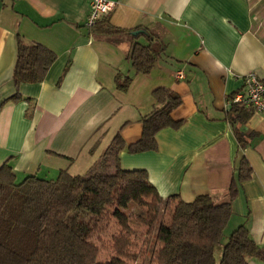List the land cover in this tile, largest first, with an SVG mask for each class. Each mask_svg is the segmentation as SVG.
<instances>
[{"label": "crops", "instance_id": "0c3cea01", "mask_svg": "<svg viewBox=\"0 0 264 264\" xmlns=\"http://www.w3.org/2000/svg\"><path fill=\"white\" fill-rule=\"evenodd\" d=\"M113 1L90 30L88 0H0V165L9 159L18 180H50L62 169L84 174L119 133L120 167L144 169L163 198L190 202L208 194L223 202L235 181L224 232L243 224L264 248V114L252 111L235 124L243 148L226 117L229 102L243 92L242 76L254 71L264 79V0ZM136 30L162 46L147 74L131 65L132 44L149 42ZM17 35L56 54L42 82L18 87L33 100L31 118L26 101L4 102L16 91ZM117 75L130 77L126 89L117 86ZM157 88L179 96L170 112L179 124L156 133L154 150L129 152L142 135V117L160 105ZM242 157L252 174L237 182Z\"/></svg>", "mask_w": 264, "mask_h": 264}, {"label": "trees", "instance_id": "16d2710c", "mask_svg": "<svg viewBox=\"0 0 264 264\" xmlns=\"http://www.w3.org/2000/svg\"><path fill=\"white\" fill-rule=\"evenodd\" d=\"M108 26L107 31L121 32ZM143 33L149 42H134L129 57L136 73L147 74L162 46L155 43L152 34ZM16 48L12 73L16 91L4 102L26 101L25 116L31 118L33 100L21 96L18 87L42 82L56 54L20 35ZM129 81V76L123 80L116 76L120 89H126ZM153 95L160 105L142 117V135L127 146L129 152L154 150L156 133L179 124L170 117L180 103L179 96L164 88L155 89ZM251 112L229 102L226 117L242 148L246 139L235 124H243ZM122 148L116 133L105 155L86 173L71 174L62 169L50 180L33 176L18 180L9 159L5 160L0 165V264H124L125 260L135 264H247L252 257L264 259V248L241 224L226 237L215 261L214 249L224 236L237 192L235 181L223 202H215L208 194L190 202L176 195L163 198L144 169L120 167ZM251 174L242 157L237 182L248 180ZM111 226H115L112 233ZM104 248L109 252L100 260Z\"/></svg>", "mask_w": 264, "mask_h": 264}, {"label": "built area", "instance_id": "2783aa9c", "mask_svg": "<svg viewBox=\"0 0 264 264\" xmlns=\"http://www.w3.org/2000/svg\"><path fill=\"white\" fill-rule=\"evenodd\" d=\"M88 13L84 25L91 29L104 17L107 16L115 6L113 0H88ZM182 77V73H177ZM243 92L237 93L233 103L251 109L253 112L264 114V79L260 78L254 71L242 76Z\"/></svg>", "mask_w": 264, "mask_h": 264}, {"label": "rangeland", "instance_id": "374dc122", "mask_svg": "<svg viewBox=\"0 0 264 264\" xmlns=\"http://www.w3.org/2000/svg\"><path fill=\"white\" fill-rule=\"evenodd\" d=\"M100 135H101V132H99L98 135H97L96 137H100ZM101 158H102V157H99L96 161L100 160ZM140 229H144V228H143V227H142V228L140 227ZM137 230H139V228H138ZM114 231H115V226H111V228H110V232L112 233V232H114ZM226 237H227V233L224 232V236H223V238H222V240H221V243H220L218 246H216L215 249H214V257H215V261H216V263L218 262V260H219V258H220L219 255H218V250L220 251V254H221L222 243L225 242ZM108 252H109V250H107V249H105V248H104L103 250H101V252H100V254H99V259H100V260H104V259L107 257ZM124 264H135V262H133V261H131V260H125Z\"/></svg>", "mask_w": 264, "mask_h": 264}, {"label": "water", "instance_id": "95a60500", "mask_svg": "<svg viewBox=\"0 0 264 264\" xmlns=\"http://www.w3.org/2000/svg\"><path fill=\"white\" fill-rule=\"evenodd\" d=\"M141 32H144V31H142V30H136V31H133L132 34H133V35H136V34H139V33H141Z\"/></svg>", "mask_w": 264, "mask_h": 264}]
</instances>
